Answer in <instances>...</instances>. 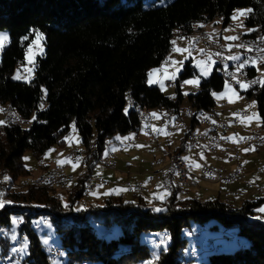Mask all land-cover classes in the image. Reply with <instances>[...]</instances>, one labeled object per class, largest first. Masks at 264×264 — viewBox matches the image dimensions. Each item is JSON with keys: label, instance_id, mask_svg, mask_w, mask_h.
Instances as JSON below:
<instances>
[{"label": "trees", "instance_id": "obj_1", "mask_svg": "<svg viewBox=\"0 0 264 264\" xmlns=\"http://www.w3.org/2000/svg\"><path fill=\"white\" fill-rule=\"evenodd\" d=\"M237 8L252 10L244 23L254 30L247 33L264 37V0H0V30L9 35L0 54V105L22 119V124L0 121V168L13 179L30 175L23 153L30 150L42 159L49 149L66 145L74 126L81 146L98 144L97 155L84 161L86 170L93 172L106 144L119 143L118 135L142 128L138 109L160 110L158 114L163 111L179 120L184 99L194 112L214 107L213 92L221 91L225 83L215 67L199 81L198 91L187 96L180 85L196 75L191 58L174 80L173 95L150 85L148 73L166 60L175 30L188 36L200 28L197 25L214 19L229 25ZM35 31L43 35L44 52L35 59L34 76L27 82L13 80L11 74L25 61V49ZM249 73L256 74V68ZM240 93L255 98L264 127V85L256 94ZM195 119H190L193 129L198 125ZM187 135L174 154L185 151ZM84 180L83 176L77 179L65 203L44 187L10 194L12 203L0 209V227L9 228L12 215L21 217L17 229L29 241L22 264H54L62 255V264H190L195 255L206 253L202 264H264V211L256 214L264 204V193L236 207L219 196L180 197V189L174 186L160 208L149 205L141 195L124 200L121 194H110L99 205L76 210L74 204L84 197ZM39 217L60 233L64 251L54 260L48 259V249L35 233L32 219ZM114 227L120 229L119 234L106 239L104 234ZM192 227L198 230L188 232L192 237L208 230L221 235L207 237L208 249L195 250L187 247L183 234ZM230 230L235 234L230 235ZM152 232L168 238L165 245L156 240V258L139 240L140 234ZM219 238H240L241 245L219 252ZM0 241L5 245L1 256L8 240ZM190 249L195 252L189 254Z\"/></svg>", "mask_w": 264, "mask_h": 264}, {"label": "rangeland", "instance_id": "obj_2", "mask_svg": "<svg viewBox=\"0 0 264 264\" xmlns=\"http://www.w3.org/2000/svg\"><path fill=\"white\" fill-rule=\"evenodd\" d=\"M246 10L248 8H237L232 12L231 15V22L229 25L223 26L219 22L220 26L222 28L226 27V30H233L235 32V37L237 39L236 33L238 31H243L244 33H247L251 27H247L244 23L245 16H238L237 19H233V15L236 14V10ZM213 24H208L204 28L195 29L193 33H191L188 36H182L180 35V32L178 30H175L172 38H171V49L169 50L166 60L158 67L152 68L150 72H153V70H156L153 72V75L151 77L152 80L156 81L155 83H149V75H148V83L150 85H157L161 87L162 91L166 93L167 95H173L175 91V86H167L166 82L169 80H176L177 75L182 70L183 65L185 61L189 58H191V63L193 66H195L196 69V75L187 78L186 80L190 79H197L200 81L203 78H206L209 76V72L207 75H202L200 72V68L197 67V64L199 63L201 66L205 65L208 56L203 54L205 53L204 49L205 46H200L198 43L199 40H196L198 38V35L200 31H207L208 33H216L218 34V31H220V37L217 41H219L220 44L224 46H229L231 43L226 42L222 39L221 33L222 28H213ZM199 31V32H198ZM37 32V31H35ZM34 32V33H35ZM33 33V34H34ZM40 33V32H39ZM0 34H4L7 36V39L4 41V46L8 44L9 42V35L8 32L5 30H0ZM41 34V33H40ZM42 40L38 41L40 47H42L44 52V44H43V35ZM226 36V35H224ZM225 38V37H224ZM264 38V37H262ZM33 39H35V35H33ZM32 39V40H33ZM235 39V40H236ZM31 40V41H32ZM221 41H224L223 43ZM175 42V43H173ZM233 46H238L237 41L233 40ZM3 46V47H4ZM224 46V48H225ZM25 49V52L27 50ZM231 48V46L227 47ZM173 49H180L181 51H174ZM0 50V54H1ZM33 53H36L33 58V63L29 64L26 57L24 58V62L19 64L15 67L13 73L11 74V79L14 75L19 74L20 79H15L17 81H29L34 76V62L36 57L41 55V53L38 52V49L36 46H33ZM42 52V53H43ZM182 62V63H181ZM213 65V63H212ZM211 65V66H212ZM256 68V76L259 77L260 80L264 79V60L262 63L253 64ZM252 65V66H253ZM26 69H30L31 72L29 73L26 71ZM173 73H175V76L173 77ZM149 74V73H148ZM14 80V79H13ZM185 81V80H184ZM184 81L181 83L180 88L181 92L184 96H187L188 94L195 93L198 91L199 83L198 85H191V84H185ZM245 84H247L245 81H241ZM230 88L236 93V95H232V92H227L224 95H220L221 93H225V87L221 91L215 92L217 96L213 95V98L216 101L215 110L221 112L219 115L222 119H227L228 117L233 116L234 117V110H226V112H223L226 107L235 105V107H238L240 110H243L246 112L245 117L240 118V123L238 124V128L240 129L237 131V133L234 135L233 131H228L229 135H233L235 138L237 135H242L243 132H248L252 129H256L260 126L261 121L250 117H253V114H256L258 117V111H257V105L256 100L254 97L247 98L244 95H242L240 92L247 91V88H241V86L238 88L232 84H230L228 81H226ZM224 83V86H225ZM262 83H260L259 88L262 87ZM214 93V92H213ZM231 97L232 102H229V98ZM253 102L254 105H253ZM227 103V104H225ZM188 101L187 99H184L182 102L181 107H188ZM226 106V107H225ZM190 108V107H188ZM237 108V109H238ZM191 109V108H190ZM9 110L5 108L4 106L0 105V121H3V118H1L2 112ZM160 110H154L152 112L156 114V116H160L161 114L164 115L165 113L162 111L161 114H158ZM190 120H187L186 117H180L178 122H181L185 124V126L188 128H182V127H175L174 130H172L171 133H165L159 132L160 135H146L144 132V127H142L137 133L135 132H128L126 134L118 135L121 138L125 136H131L132 139L127 141H121L119 140V143L115 142L110 144L106 147L108 151L107 155L111 159L110 165H101L98 162L96 163L95 169L93 172L86 170V166L84 165L85 159L91 158L90 156H85L88 153L89 148L85 149L83 146H81L79 135L75 132L74 127H72L71 131L67 135V143L69 142L72 147L68 149L66 152L62 154L66 157L69 151L72 150H81L85 152V158L83 163H79L75 169L73 168L72 163L65 162L62 158H59L58 160L62 161L63 163L58 165L57 161L55 160L56 157L61 156L59 154V151H57L59 148H51L46 154L42 157V159H37L30 150H27L23 153V158L27 157L28 159H23L24 164L31 169V174L27 176H20L16 179H13L12 176L8 175H2L3 169L0 168V192L3 193V196L0 197L4 200L10 201V194L14 191H21L25 190V187H22L23 181L26 179H37L40 175L48 174L51 171H58L59 169H62L63 172L68 175L67 177L70 178L69 181L62 186H59L60 188L57 189L58 185H55L53 187H49L47 189L51 190L54 193V196L62 200L63 203L66 202V199L71 192V189L73 185L76 183L77 179L80 176L84 177V190L86 189L87 192L84 191V197L77 201L75 205V209H87L94 205H99L102 203L103 199L110 194H121L124 198V200H130L135 195H141L145 198L146 202L151 205L154 208H160L162 207V200L168 195V192L166 188H164L163 183L161 181H158L156 177L162 176L165 172L163 169L165 165L167 164V161L169 157H172L174 154V150L176 147L180 145V141L186 132L188 133V130H191L193 128L190 127ZM28 122H25V125H27ZM157 123L153 124V127H156ZM180 126L181 124L178 123ZM200 125V126H199ZM196 125L195 130L197 132V135H202L204 132H206L207 127L206 125ZM190 127V128H189ZM187 139V138H186ZM186 141V140H185ZM145 145V148L140 147L137 148L135 145ZM231 144V143H230ZM185 147V142H184ZM228 149L233 151V147L231 145L227 146ZM250 148V147H240L238 149L237 153L235 154V160L231 159L229 156L219 153H206V151H199V155L201 159H203V165H208L220 170H223L225 172H235L236 176L239 175V178L233 182L230 183H219V182H213V181H202L201 179H197L200 181H197L196 184L192 183L190 187H179L180 189V197L185 196H194L198 197L200 199H208V198H214L215 196H219V199L225 200L226 202L232 203L234 206L239 207L244 200H255L258 197H261L262 189H260L262 186H264V145L260 148H254V150L245 152L243 149ZM105 149V150H106ZM115 149V150H113ZM109 153V154H108ZM218 154V155H217ZM182 159L186 161L189 165H193L195 169L197 170V174L193 173V177H199L201 175L200 171H198L199 168V161L196 159L195 154L185 147V151L181 154ZM187 158V159H184ZM65 159V158H64ZM160 160V163H159ZM232 160V161H231ZM67 161V160H66ZM47 163V164H45ZM158 163V164H157ZM109 167V168H108ZM111 167V168H110ZM163 171V172H162ZM203 173V172H202ZM196 174V175H195ZM7 176L9 179L5 181L4 177ZM71 176V177H70ZM93 179V183L91 188H86V182L87 179ZM69 182V183H68ZM136 183H140L142 186L138 187L135 190L134 187H137ZM6 186V187H5ZM20 186V187H19ZM120 189H124L123 191H119ZM183 189V190H182ZM58 190V192H57ZM173 190V189H172ZM90 191V192H89ZM105 192H108V195H104ZM58 194V195H57ZM57 195V196H56ZM261 209H264V204L260 206V208H257L258 211H256V214H263V211H260ZM17 218L18 221L21 222V217L12 215L11 216V225L9 228L3 227V231L0 232V240L3 238H7V250L11 252L13 249L16 248V245L18 244L19 250L17 253L24 258L28 254V247L29 241L28 238L24 236H20L18 232V223L13 224L12 219ZM92 222V221H91ZM32 223L34 224L35 233H37L38 239L42 245V247L47 250L48 253L50 250L54 247H60L61 244V237L60 233H58L54 227V225L48 221L44 217L34 218L32 219ZM94 223V222H92ZM99 232H103L101 227H98ZM189 231H191L193 234L197 232V228L193 229H184L183 234L187 238V247H193L195 250H206L208 249L207 245V237H214L217 238L221 235L220 231L218 230H208L207 232L201 233L200 236H193L189 235ZM120 232V229L117 227H114L111 229V231L104 234V237L106 239L110 237H116ZM231 234V233H229ZM15 236V239H12V237ZM160 240L162 244L168 243V238L163 237L160 232H152V233H142L139 235L140 242H144L148 245L150 250L154 254H156V251L158 249V244L156 243V240ZM238 240V241H237ZM240 238L231 240V239H225V240H217V243H221V248L218 251L223 252H231L237 247L241 245ZM46 241V243H45ZM5 247L4 243L0 241V252ZM50 247V248H49ZM192 253V252H191ZM2 255V254H1ZM193 255V254H192ZM194 256V255H193ZM1 257V256H0ZM207 259V253L204 254L202 257H199L198 255L194 256V260L190 264H202ZM54 260V259H52ZM51 260V261H52ZM54 264H62L65 262V257L62 255L59 259H56L53 261ZM13 264V263H11ZM141 264V263H136ZM188 264V263H187Z\"/></svg>", "mask_w": 264, "mask_h": 264}, {"label": "bare ground", "instance_id": "obj_3", "mask_svg": "<svg viewBox=\"0 0 264 264\" xmlns=\"http://www.w3.org/2000/svg\"><path fill=\"white\" fill-rule=\"evenodd\" d=\"M218 36H220V31H218L217 35H216V33H208L206 31H200L198 38H196V40H199L198 41L199 44L202 42V44H200V46H205L204 52L207 53L209 51V52H211L212 55H218V60H228V53H234V52H238V51L240 54H251V46H255V44H260V43L264 45V39H262V37L250 36L249 34H246L242 31H238L236 33V36H237L236 41L238 43V46H231V48H227V47L224 48V46L222 44H220L219 41H217V38H215ZM220 48H223L224 52H220ZM262 50H263L262 56H264V47ZM263 60H264V57H260V60H258V63H262ZM253 61H255V64H257V60H250L249 69L252 68ZM221 73L226 74V75L240 76V69L237 70L236 67H231L230 63H223L221 65ZM240 78H241V81H245L246 83H248L249 81L260 80L259 77L256 76V74H250L249 72H247L244 75H241ZM259 85H260L259 82L251 84L250 86H254V87H250V93L256 94L257 92H259V90L261 89V88H259ZM131 103H133V101H131ZM225 104H227V103H225ZM237 108L238 107H235V105H232V106L228 105V108L226 107V109L224 111H226V110L232 111V110L237 109ZM138 111L142 116L148 117L150 114H152V112L149 111L148 109L147 110L146 109H144V110L138 109ZM178 112L180 115H183L181 117H186L187 120H190L193 116H195V118H196L195 120H197L196 123H198V125L199 124L206 125V127H207L206 132H204L202 135H197V132L193 129L188 130L187 138L189 137L192 140H198L199 145H201L202 149H204V151H206V153L210 152V153H214V154L215 153L224 154V150H228V156L231 159L235 160V158H236L235 154L237 153V151L239 149V144H230L229 143L233 147V151H231L230 149L227 148V146L229 145L227 143V137L224 135H221V131H219L218 129H215V128L220 127V122H228L230 120H234L233 116L228 117L227 119H222L221 116L219 115V113H216V115L213 114V112H219L218 110L217 111L215 110V106L209 107L207 110H199L198 112H194L192 109H190L188 107L187 108L186 107H180ZM169 115L170 114H164L160 117H169ZM1 118H3V120L5 122H11L14 124L15 123H19V124L21 123L22 124V119L19 116H17L16 114H14V112L9 111V110L3 111ZM178 121L179 120H177V123L181 124L180 127L187 128L185 126V124L178 122ZM210 127L214 128L215 130L214 129L210 130ZM239 130L240 129L238 128V126L229 128V131H233L234 135ZM257 130H258V128H256L255 130L252 129L248 132H243L242 135H245L247 133V135H251V140H259V133H254V131H257ZM144 132L146 133V135H148V131H144ZM260 136L264 137V128L260 129ZM236 137H238V135ZM212 140H217V145H221V143L224 142L225 143L224 148H216V147L214 148ZM263 143H264V138H263ZM94 145H95V142L92 143L88 147L89 150H88V153L86 155H85L84 151L72 150V151L68 152L66 157L75 156V154H77L78 151L80 154V158H85V156L87 157V156H91V155L93 156V154L95 152L97 153V151H98L97 146H96L98 144L95 145L96 147ZM263 145L264 144H255V145H253V147L254 148L256 147L258 149ZM107 146H108V144L105 145V149ZM191 151L195 154V152L193 150H191ZM96 153L94 154V156L97 155ZM175 159H177V161L180 162V168L178 167L177 164H173V161H175ZM101 160L105 162V163H99L102 166L111 164V161H110L111 159L109 158V156H103V153L101 155ZM159 163H160V160H159ZM167 166H169L170 175L172 177H174L171 180L172 189L174 186H177V187L179 186L181 188V187H190L194 183L196 184L197 181L182 182V175H183V177H190L191 176V169H190L189 164L182 159L181 155L176 154V155H173L172 157H169L167 164L163 168L165 170V172L162 176H159V177H163V176L166 177ZM206 167H207V170L217 169V168H214V167H211L208 165H206ZM221 171L223 173H231V172H225L223 170H221ZM3 172H4V175L9 176V173L6 169L3 168L2 175H3ZM200 173H201V175L199 177H193V180L201 179L203 182L204 181H210V182L215 181V182H219V183H227L224 179H216V177L212 176L209 173H206V171H200ZM51 176H65V173L63 172L62 169H59L58 171H51L48 174L40 175L37 179H34V180L33 179H26L25 181H23L24 185H22V187H25V188H27V187L49 188V187H53L55 185H58V187H57V189H58V188H60L59 186H62V188H63L64 185L67 183V181L70 180V178L67 177L68 175H66V179L60 178V177H51ZM235 176H236V173H235ZM237 176H239V175L237 174ZM159 177L157 176L156 178H159ZM42 178L43 179L47 178V179H45V181H42L43 180ZM233 181H235V179H228V183L233 182ZM36 184H38V185H36ZM138 187H140V186L137 185V187H134V189L138 190L137 189ZM57 192H58V190H57ZM1 231H3V229L0 227V232ZM234 234L235 233L230 234V235H234ZM212 242H213L212 240H209V243H212ZM15 249H17V245H16ZM63 251L64 250L62 247L52 248L50 250V252L48 253V259H52L51 254H58V256H60L63 253ZM0 261H1L0 262L1 264H11V263L17 264L18 261H21V264H22L23 258L17 253V251L13 253L9 250H6L2 254V256L0 257ZM86 263H88V262H86Z\"/></svg>", "mask_w": 264, "mask_h": 264}, {"label": "built area", "instance_id": "obj_4", "mask_svg": "<svg viewBox=\"0 0 264 264\" xmlns=\"http://www.w3.org/2000/svg\"><path fill=\"white\" fill-rule=\"evenodd\" d=\"M202 44V42L200 43ZM264 45L263 44H255V46H251V54H240L239 51L238 52H234V53H228V60H218V55H212L211 52H207V53H203L205 55L208 56V60L206 62V64L209 67V71L215 67L217 72L221 75V77L223 78L224 82L228 81L230 84L236 86V87H240V83H237V81L241 82V75L246 74L247 72H249V67H250V60H260V57H264L262 56V49H263ZM220 52H224L223 48H220ZM232 56H239L240 59L239 60H232L229 59V57ZM245 60H248V63L240 69V76H233V75H226L221 73V65L223 63H230L231 67H236L237 65L243 63ZM213 63V65H212ZM212 65V66H211ZM175 84V81L173 80H169L166 82L167 86H173ZM250 87H254V86H249L247 91H250ZM226 112V111H223ZM216 113H221V112H213V114L216 115ZM246 112L243 110L238 109H234V120H230L228 122H220V127L219 128H215L218 129L219 131H221V135H226L227 138L231 137L229 135V128L230 127H235L238 126V124L240 123V118L241 117H245ZM179 116H183V115H179ZM240 116V118H239ZM139 118H140V122L142 127H144V131H148V135L152 136V135H160L158 131H154V129H163L165 133H171L172 130H174V128L180 127L177 123V120H174V118L172 117V115H169V117H160V116H153L152 114H150L148 117L147 116H142L139 113ZM157 123L156 127H153V124ZM264 127H258L257 131H254V133H259V140H251V135H247V133L245 135H238V137H232V139H227V143H231V144H239V149L240 147H250L253 148V145L255 144H264L263 143V138L262 136H260V129H262ZM214 129L212 127H210V130ZM214 129V130H215ZM239 137H246L247 139L244 140H240ZM213 143V147L215 148H224V145H217V140H212ZM95 146V145H94ZM96 147V146H95ZM185 147L187 149L193 150L195 152V157L196 159L199 161V168L198 171H206V173L211 174L212 176L216 177V179H224L227 183H228V179H235L237 180L239 178V176H235V172H231V173H223L220 169H215V170H207L206 165H203V159H201L200 155H199V151H204V149H202L201 145H199L198 140H192L191 138H187L185 141ZM224 155L228 156V150H224ZM90 157H93L92 155ZM65 159L67 160V162L70 163H75L76 161H79V163H83L84 158H80V154L79 151L77 152V154H75V156L72 157H65ZM96 162L98 163H105L104 161L101 160V156L98 157L96 159ZM173 164H177L178 167L180 168V162L177 161V159H175V161H173ZM190 169H191V176L190 177H183L182 175V182H189V181H200V180H193V173H198L197 170L195 169V167L193 165H189ZM182 172V171H181ZM51 177H60V178H64L66 179V174L65 176H51ZM172 177L170 175V171H169V166H167V174L166 177H159L156 178L158 181H161L163 183L164 188L167 189V191H172V187H171V180ZM43 179V178H42ZM44 178L42 181H45ZM93 183V179H87L86 182V188H91ZM38 185V184H36ZM136 185L142 186L140 183H136ZM260 189H262V194L264 193V186H262ZM85 192L86 189L84 190ZM235 231L234 230H230V233L233 234ZM211 245H214L212 243H209ZM216 247H219V245H216ZM50 248V247H49ZM18 244H17V249L16 251H18ZM191 252H195L193 249H190L189 254ZM52 255V259H55L58 257V254H51ZM2 256V255H1ZM141 263V262H140ZM17 264H21V261H18ZM81 264H89L86 263V261L81 262Z\"/></svg>", "mask_w": 264, "mask_h": 264}, {"label": "snow or ice", "instance_id": "obj_5", "mask_svg": "<svg viewBox=\"0 0 264 264\" xmlns=\"http://www.w3.org/2000/svg\"><path fill=\"white\" fill-rule=\"evenodd\" d=\"M251 11H252L251 9H246V10H239V9H238V10H236V14H234L232 18L235 20V19L238 18V16H246V15H247L248 13H250ZM253 30H254V29H249V31H253ZM34 35H35V39H33V40L29 43V45H28V47H27V50H26V52H25V57H26V59H27V61H28L29 64H32V63H33V58H34V55L36 54V53H33V51H32V50H33V46H36V48L38 49V52H39V53L42 54V52H43L42 47H40V45H39V43H38V41L42 40V36H41V34H40L39 32H35ZM6 39H7V36H6V35H4V34H0V50L3 49L4 41H5ZM24 39H27V37H25ZM227 39H229V40H234V39H236V37H228ZM262 39H264V38H262ZM173 43H175V42H173ZM173 50H174V51H181L180 49H173ZM229 59H232V60H239L240 57H239V56H232V57H229ZM181 63H182V62H181ZM247 63H248V60H245L243 63L237 65V70L243 68ZM253 64H255V61H253ZM197 67L200 68V72H201L202 75H207V74H208V72H209V67H208L207 64L201 66V65L198 63V64H197ZM26 71H28L29 73L31 72L30 69H26ZM154 71H156V70H153V72H154ZM153 72H149V74H148V75H149V81H148V82H149L150 84L156 82V81H154V80L151 79V77H152V75H153ZM172 75H173V77H174V76H175V73H173ZM12 79H14V80H15V79H20L19 74L14 75V76L12 77ZM257 82L264 84V79H262V80L249 81L247 84H245V83H243V82H240V81H237V83H240L241 88H247V87H249L251 84H253V83H257ZM184 83H185V84H191V85H198L199 81H198L197 79H190V80H185ZM224 87H225V93H221L220 95H224V94H226L227 92H232V95H236V93L230 88V86H229L227 83H225V86H224ZM213 95H214V96H217L216 93H213ZM229 102H230V103L232 102L231 97L229 98ZM254 103H255V102H253V105H254ZM41 107H43V105H41ZM124 111H125V113L127 114V109H125ZM152 115L155 116L156 114L153 113ZM252 118H255V119L259 120V117H258L256 114H253V117H250L249 119H252ZM33 119H35V116L33 117ZM0 123H2V122H0ZM73 127H74V126H73ZM154 131L163 132L164 130H163V129H154ZM65 139H68V138L66 137ZM116 139H117V140H121V141H127V140L132 139V137H131V136H125V137L121 138L120 136H117ZM227 139H232V137H228ZM239 139H240V140H244V139H247V138H246V137H239ZM135 147L140 148V147H145V145L137 144V145H135ZM113 150H115V149H113ZM251 150H254V148H245V149H243V151H245V152H248V151H251ZM105 154H107V152H106ZM23 159L27 160L28 158H27V157H24ZM184 159H187V158H184ZM62 163H63V162L60 161V160L57 161V164H58V165H60V164H62ZM78 164H79V161H76L75 163H73V168L75 169V167H77ZM4 179H5V181H7V180L9 179V177L5 176ZM123 190H124V189H120L119 191H123ZM108 194H109L108 192H105V193H104V195H108ZM2 196H3V193L0 192V197H2ZM11 203H12V201H8V200H4V199L0 198V209H3V208L5 207L6 204H11ZM77 210H79V209H77ZM156 211H161V209H156ZM260 211H264V209H261ZM18 222H20V221H18L17 218H13V219H12V223H13V224H16V223H18ZM12 239H15V236H13ZM45 243H46V241H45ZM13 251H16V249H13ZM154 258H156V257H155V254H154ZM146 264H152V262H151V261H148V262H146Z\"/></svg>", "mask_w": 264, "mask_h": 264}, {"label": "crops", "instance_id": "obj_6", "mask_svg": "<svg viewBox=\"0 0 264 264\" xmlns=\"http://www.w3.org/2000/svg\"><path fill=\"white\" fill-rule=\"evenodd\" d=\"M219 19H214V20H212L211 22H208V23H206V24H201V25H197L198 27H201V28H204V26L206 27V25H208V24H213L212 26H213V28H219V27H221L220 26V24H219ZM222 28V27H221ZM222 33H221V37H222V39L223 40H225L226 42H228V43H231V45H229V46H233V40H229V39H227L228 37H235V32L233 31V30H226V27H224V28H222ZM207 32V31H206ZM243 32V31H242ZM248 32H250V31H248ZM246 34H248V33H246ZM224 35H226V36H224ZM220 37V36H219ZM225 37V38H224ZM218 39V38H217ZM234 41H236L235 39H234ZM222 43L224 42V41H221ZM224 46H225V43H224ZM229 46H225V47H229ZM252 67H255L254 65L252 66ZM162 115V114H161ZM160 115V116H161ZM183 118V117H182ZM190 122V121H189ZM190 124V123H189ZM157 126V125H156ZM195 129V128H194ZM224 136H226V135H224ZM230 136L231 137H233V135H231L230 134ZM227 137V136H226ZM221 145H225V143L223 142V143H221ZM230 145V144H229ZM227 146V145H226ZM70 147H72V145L68 142V143H66V145L64 146V147H62V148H59L57 151H59V154L61 155V156H59V157H56L55 158V160H58L59 158H62L65 162H67L66 161V159H64L65 158V156L63 155L62 156V154L64 153V152H66L68 149H70ZM143 148H145V147H143ZM107 149H109V147L107 148ZM105 150V151H108V150ZM109 154V153H108ZM104 155H107V154H105L104 153ZM103 155V156H104ZM45 164H47V163H45ZM64 164V163H63Z\"/></svg>", "mask_w": 264, "mask_h": 264}]
</instances>
